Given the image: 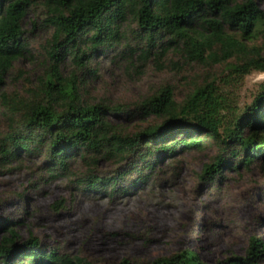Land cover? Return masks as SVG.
<instances>
[{
    "label": "trees",
    "instance_id": "16d2710c",
    "mask_svg": "<svg viewBox=\"0 0 264 264\" xmlns=\"http://www.w3.org/2000/svg\"><path fill=\"white\" fill-rule=\"evenodd\" d=\"M38 7L45 12L42 26L52 30L45 50L49 66L26 97L0 90L6 128L0 132L1 171L34 159L37 169L55 181L74 177L82 165L86 171L74 180L77 190L107 193L135 187L138 179L127 180L128 175L145 176L163 159L203 151L206 145L217 150L199 175L210 189L225 173L256 161L264 164V83L242 108L211 81L195 86L181 101L166 86L127 109L86 104L79 87L60 71L66 57L75 68L87 69L90 55L119 46L132 23L130 55L142 64L152 61L163 70L168 55L176 54L198 66L225 65L236 81L253 71L264 73V11L254 0H0V89L14 63L29 54L22 24ZM116 116L150 123L131 134L112 121ZM101 162L122 170L96 175ZM6 231L0 264H87L45 252L34 236L20 241L11 226ZM263 257L261 243L252 237L245 256L226 264H264ZM151 264L204 263L184 251Z\"/></svg>",
    "mask_w": 264,
    "mask_h": 264
},
{
    "label": "rangeland",
    "instance_id": "374dc122",
    "mask_svg": "<svg viewBox=\"0 0 264 264\" xmlns=\"http://www.w3.org/2000/svg\"><path fill=\"white\" fill-rule=\"evenodd\" d=\"M254 1L264 11V0ZM44 18L41 7L26 14L22 27L29 54L14 63L0 89L5 93L26 97L46 73L52 30L42 26ZM133 30L129 23L119 46L93 52L87 69L75 68L71 57L64 59L61 74L79 87L86 104L132 109L166 86L181 101L195 86L213 81L242 108L264 83V73L253 71L236 81L227 76L225 65L198 66L176 54L168 55L163 70L152 61L142 64L130 55ZM112 121L131 134L150 123L136 116L132 122L122 116ZM5 129L0 118V132ZM216 154L215 147L206 145L203 151L163 159L145 176L128 175L125 179L138 183L125 192L77 190L74 180L86 171L82 165L74 177L55 181L37 169L34 159L0 168V240L11 226L20 241L34 236L45 252L55 250L87 264H151L184 251L194 252L204 264H226L245 256L252 237L264 256V164L256 161L248 169L225 173L219 186L210 189L199 175ZM121 170L101 162L96 175Z\"/></svg>",
    "mask_w": 264,
    "mask_h": 264
}]
</instances>
